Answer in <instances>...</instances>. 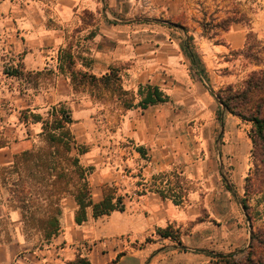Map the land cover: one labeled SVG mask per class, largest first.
I'll return each mask as SVG.
<instances>
[{"label":"rangeland","instance_id":"374dc122","mask_svg":"<svg viewBox=\"0 0 264 264\" xmlns=\"http://www.w3.org/2000/svg\"><path fill=\"white\" fill-rule=\"evenodd\" d=\"M98 31L103 37L114 38L115 45L125 41L126 47L128 43L136 46L137 57L154 48L164 54L177 49L178 44L187 53V40L195 56L193 67L215 93L230 84L240 87L252 71L264 68V0H0V264H67L79 256L90 259V250L98 244L94 236H89L91 241L82 240L78 249L58 242L62 229L73 226L78 210L67 192L61 196L59 232L44 236L38 220L54 214L51 177L41 182L29 180L33 193L29 194L32 202L28 210L20 207L9 189L10 182L17 179V173H9L14 155L44 143L42 124L32 123V117L26 120V109L46 117L59 102L70 109L72 130L89 149L81 155V162L94 166L90 183L96 202L110 192L123 197L126 211L151 213L165 208L160 192L169 196L171 205L174 197L181 196V238L194 253L206 256L201 264H209L211 259L197 252L202 249L229 252L247 248L250 231L264 230V146L252 141L251 122L228 112L220 101H206V109H197L195 114L202 112L205 117L182 112V120L171 121L170 129L178 133V148L185 158L175 168L150 172L153 155H135L132 141L119 136L127 110L119 93L103 85L74 88L68 69V83L59 85L53 63L35 73L8 74L13 68L23 69L22 56L30 49L37 53L44 50L50 56L71 47L82 55L85 45L90 46L85 40ZM234 31H243L244 45L235 51L223 47L214 54V47L225 44L226 34ZM55 36L66 46L58 48ZM138 59L132 58L131 64L135 66ZM118 67L122 76L124 67ZM122 81L124 85L123 77ZM64 92H69L70 101H58L57 94ZM123 97L130 99L131 95ZM226 144L234 146L238 156L225 158L226 163L221 164L217 151ZM149 191L158 193V200L148 195ZM88 214L95 226L91 210ZM98 219L101 226L108 221L107 215ZM148 237L154 241L158 235L155 231L137 243L130 235L124 236L122 252L132 251L131 246L138 247ZM69 248L75 256L66 255ZM196 257L188 256L185 261L196 264Z\"/></svg>","mask_w":264,"mask_h":264},{"label":"crops","instance_id":"0c3cea01","mask_svg":"<svg viewBox=\"0 0 264 264\" xmlns=\"http://www.w3.org/2000/svg\"><path fill=\"white\" fill-rule=\"evenodd\" d=\"M32 34L30 30L28 35H31V38ZM128 37V41H131V34ZM225 38V44L214 47V54L222 52L223 47L227 50L229 48L238 50L244 45L243 31L228 32ZM54 40L56 46H66V43H63L58 36H55ZM85 41L90 46L85 45L81 52L82 58L78 64L80 68L101 76L109 72L112 65L117 67L122 65L124 67L122 68V77L125 81L123 86L130 92V95L137 92L140 84L150 83L159 86L169 96L168 102L149 106L146 109L141 107L126 108L119 136L132 141L135 155L142 153L153 155L154 160L148 168L150 172L151 170L152 172L169 170L180 165L185 157L178 148L179 139H176L178 133L170 129L171 121L176 119L180 122L182 112L195 118L197 116L198 118L205 117L206 115L202 112L195 114L197 109L199 107L206 109V101L210 104L212 101H219L216 93L210 91L211 88L203 79L201 72L193 67L182 46L178 44L177 49L164 54L160 53V48H154L146 53V56L140 54V57H137L136 46L131 47V43H128L126 47L125 41L119 46L115 45L114 38L103 37L99 31L92 39ZM171 41L176 43L174 39ZM172 42H170L171 46H173ZM109 44H112V47ZM122 45H124V49L120 51L119 48ZM132 58L133 61L139 58L135 66L133 63L131 64ZM21 61L24 71L32 73L43 70L53 63V70L58 77L59 85L69 81L66 73L61 72L58 68L60 65L58 55L50 54L49 56L44 53V50L37 53L30 49L23 54ZM84 61H86V65L83 64ZM142 63H144L143 66ZM57 95L59 96L58 101H70L69 92ZM135 101H138V98ZM239 139H241L240 136ZM138 148H142V152L138 151ZM217 153L221 164L222 161L226 163L225 158L235 159L238 156L234 146L228 144L224 145ZM210 154L212 156V152ZM150 194L156 196L158 200V193L149 191L148 195ZM159 195L162 197H159V200H163L165 205L164 209L151 211V213L141 209L134 212L114 211L107 215L108 221L102 226L98 219L100 217L95 218L96 225L92 226L88 214L87 220L82 224L74 222L73 226L64 225L62 234L58 235V242H63L66 245L72 244L75 246L72 248L78 249L77 246L82 243V240H89V236H94V239L98 240V244H94L93 249L90 250V260L93 264H106L116 258L119 253H123L124 236L130 235L137 243L142 242L147 236L153 235L157 227H166L171 224L175 228L181 229L183 215L180 208L175 203L172 205L168 203L169 196L164 197L161 192ZM157 205L155 207H158ZM170 241L171 239L158 235L154 241L144 246H131L132 251L123 254L118 264H188L185 259L191 255L192 258L197 256L196 264H201V258L205 260V255L194 253L187 243L183 242L188 247L186 251H183L178 244L172 242L173 240L168 243ZM161 242L166 243L160 244ZM72 248L66 250L68 257L75 256V251Z\"/></svg>","mask_w":264,"mask_h":264},{"label":"trees","instance_id":"16d2710c","mask_svg":"<svg viewBox=\"0 0 264 264\" xmlns=\"http://www.w3.org/2000/svg\"><path fill=\"white\" fill-rule=\"evenodd\" d=\"M176 26L179 27L180 25ZM247 44L248 42H246ZM185 48L192 60V64L195 65V56L187 40ZM248 48L251 49V45ZM81 58L82 55L75 53L71 47L60 49L58 54L60 63L58 68L61 72H65L66 69L69 70L71 83L74 88L81 85L96 87L103 85L119 93L118 98L122 100L124 108L141 107L146 109L149 106L166 103L169 100V96L159 86L150 83L140 84L138 91L132 93L130 99H123V96L129 95L130 92L123 86L119 67L112 65L109 72L98 76L83 68L75 69ZM83 64L86 65V61ZM24 72V69L20 70L16 67L9 71L8 74L22 76ZM210 91L215 94L212 89ZM215 95L228 112L252 123V141L264 146V68L252 71L240 87L230 84L220 89ZM137 98L138 101H135ZM30 117L33 118L32 123L42 124L40 135L44 143L14 155L9 173H17V179L10 182L11 186L9 189L17 201L20 202V207L23 210H28L27 208L30 207L32 202L29 194L33 193L29 180L36 179L35 181L41 182L46 176L52 178L54 214L49 216L48 219H37L44 227V236L46 238L57 235L60 230L62 193H69L78 205L75 215L77 224H82L87 220L88 210H91L94 218L109 215L114 211L125 210L126 206L123 197H115L110 192H105L102 200L98 202L93 199L90 176L93 173L94 166H85L81 162V155L87 153L89 149L85 144L78 141L72 130L74 119L69 108L59 102L51 106L46 117L27 108L24 118L28 120ZM138 151L142 152V148H138ZM224 181L227 188L232 190V186L225 177ZM6 183H9V181L7 180ZM161 194L167 197L163 192ZM173 201L179 205L182 202V197H174ZM245 206L247 207V205ZM23 216L27 219L25 213ZM31 219L32 216L28 217V220ZM156 234L162 238H169L175 241L183 251L188 248L183 244L180 229L174 228L171 224L166 227H157ZM151 241L153 239L148 237L145 243ZM145 243H142L141 246H144ZM197 252L208 255L211 258L209 264H264V230L252 229L250 231L249 246L244 249H236L229 252L202 249ZM123 254L119 253L116 258L106 264H118ZM67 264L93 263L88 257L79 256Z\"/></svg>","mask_w":264,"mask_h":264}]
</instances>
